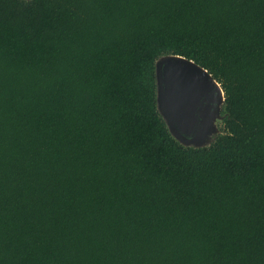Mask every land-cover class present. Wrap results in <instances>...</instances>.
I'll list each match as a JSON object with an SVG mask.
<instances>
[{"label":"trees","instance_id":"16d2710c","mask_svg":"<svg viewBox=\"0 0 264 264\" xmlns=\"http://www.w3.org/2000/svg\"><path fill=\"white\" fill-rule=\"evenodd\" d=\"M166 55L220 85L205 145ZM0 264H264V0H0Z\"/></svg>","mask_w":264,"mask_h":264},{"label":"water","instance_id":"95a60500","mask_svg":"<svg viewBox=\"0 0 264 264\" xmlns=\"http://www.w3.org/2000/svg\"><path fill=\"white\" fill-rule=\"evenodd\" d=\"M156 101L170 132L183 144L202 146L215 132L223 92L206 69L192 60L166 55L155 63Z\"/></svg>","mask_w":264,"mask_h":264},{"label":"rangeland","instance_id":"374dc122","mask_svg":"<svg viewBox=\"0 0 264 264\" xmlns=\"http://www.w3.org/2000/svg\"><path fill=\"white\" fill-rule=\"evenodd\" d=\"M217 120H218V117L216 116V115H214L213 117H212V124H213V127H214V129H215V132H217V128H216V122H217ZM214 132V133H215Z\"/></svg>","mask_w":264,"mask_h":264}]
</instances>
